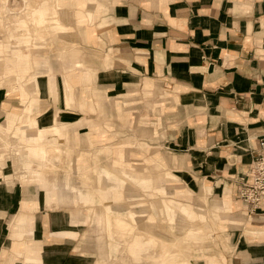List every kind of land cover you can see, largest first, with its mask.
<instances>
[{"label":"crops","instance_id":"0c3cea01","mask_svg":"<svg viewBox=\"0 0 264 264\" xmlns=\"http://www.w3.org/2000/svg\"><path fill=\"white\" fill-rule=\"evenodd\" d=\"M85 3L95 4V14L85 10L90 20L99 15L97 36L85 22L84 9L68 8L66 0H34L29 19L22 23L27 30L12 34L23 36L24 40L30 37L34 43L37 39L45 41V36L52 37L50 44L65 43L66 52L57 51L55 57L59 61L67 54L72 67L61 71L59 76L65 77L78 102L73 103L72 97L70 103L67 98L66 103L59 97L53 98L58 77L56 58L36 54L34 61L47 63H35L38 68L52 65L54 71H46L50 73L48 89L45 79L39 78L42 102L35 120L40 134L34 132L36 127H29V133L25 126L17 128L26 140L31 136L29 141L34 143L32 151L36 153L16 154L20 158L32 156L22 160V168L33 181L18 180L8 159L1 164L0 155V264H144L142 260L149 263L147 257L151 258L157 249L154 236H162L154 231L161 220L178 231L176 235H187L186 242L191 247L200 246L212 234L198 226L205 216L190 202L164 199L159 204L152 203V212L144 214L141 220L139 216L143 214H138L134 207L138 202L131 201L127 207L119 205L125 193L128 199L135 197L137 183H143L139 188L151 194L154 191L166 194V185L171 183L177 189L176 195L189 196L191 189L176 187L179 178L184 184L201 189L203 199L209 194L216 199L219 205L213 204L210 209L214 219L230 221L225 232L230 257L218 260L210 256L205 264H264V204L250 211L239 197L240 182L252 167L264 134V0H85ZM72 18L78 20L75 32L78 38L63 29L67 24L70 28ZM98 33L104 48L93 67L85 62L76 42H98ZM6 45L0 42V59L1 54L10 53ZM73 51L80 59L74 67ZM20 55L25 56L23 52ZM36 73L41 74L33 72L25 80V86L38 84ZM4 76L7 82L10 76L15 79V72ZM92 83L96 90L90 89L92 101L85 103L80 91H88ZM34 89L35 86L33 92ZM138 94L159 112L161 146L167 154L164 163L170 171H162L163 160L156 157L150 158L156 172L141 167L139 176L130 174L128 181L108 175L113 182L111 188L90 189L82 183L78 187L65 175L58 180L60 183L54 181V168L61 164L90 179L82 171L86 168L83 158L88 155L76 151V143L85 148L95 147L91 149L93 156L104 157L112 168L119 166L123 175L132 164L130 152L114 150L117 157L111 162L106 156L109 147L97 146L105 137L97 123L108 118V102H113L111 107L114 103L121 107L118 103H132ZM10 99L0 86V124L4 126L13 122L8 115L19 119L23 114L24 103H12ZM83 103L95 111V118L84 114ZM77 117L79 123H74ZM23 118H29L27 113ZM87 126L90 131L78 136L77 130ZM55 152H60L59 158ZM50 156L51 162L47 161ZM94 171H101L99 162ZM36 175L43 183L37 181ZM101 195L114 198L104 200ZM56 203L80 204L86 209L70 213L54 207ZM180 215L190 223L183 225L177 221L183 219ZM84 225L88 226L83 230L85 236L94 232L100 245L95 263L88 249H79L78 228ZM140 240L150 244L148 251L134 252L132 242ZM174 246L184 252L188 247L178 240L167 245V251ZM180 258L174 262H186Z\"/></svg>","mask_w":264,"mask_h":264},{"label":"rangeland","instance_id":"374dc122","mask_svg":"<svg viewBox=\"0 0 264 264\" xmlns=\"http://www.w3.org/2000/svg\"><path fill=\"white\" fill-rule=\"evenodd\" d=\"M36 2V1H35ZM34 3V0H0V42L4 45L7 44L6 47L8 46V54L3 53L1 54V65H0V86L4 87L6 89V92L10 96V100L12 103H24V109H23V114L27 113L29 118L25 120L23 118V114L18 118H16L14 115H8L7 118L9 117V120H12L13 122L10 123V126H4V124H0V130L2 129L4 132H2L0 135L2 138H0V155L3 157V161L1 164H4L6 162V159H8L9 163L13 166V170L15 171V176L17 177L18 180H24V181H33L29 176H28V171L24 168H22V160H25L27 158L31 159L32 156H21L17 154V151L26 153H34L35 151H32L34 148V143L32 144L30 140L31 136L29 137V140L25 139V136L21 133V131L17 128L24 127L30 132L29 127H39L36 123L35 117L39 113V105L42 102L41 94H40V89H39V78L43 77L46 82V87L48 89L49 84H47V78L50 73L47 72H52L54 71V67L52 65H48L47 69L46 67H37V64H43L44 60L34 61V56L36 54H41L44 57L47 58H52L53 56H56L57 51H62L66 52V45L63 41H59V43L55 42L53 44H50L51 38L45 36V41H42L37 39L34 40L36 43L33 42V39L31 41V38H26L24 40V37H16L12 36L17 31L19 33L22 32L25 28L24 25H22L24 20L29 19L28 13H31L30 10V5ZM66 5L68 8L71 9H84V12L86 14L85 17V22L87 26L90 28H93V34L97 36V32L99 29V15L95 19H88L87 9L88 11H91L92 14L96 13L95 10V4L94 3H85V0H66ZM71 5V6H70ZM72 15L75 14L74 11H69ZM101 14V13H100ZM98 20V21H97ZM77 19H73L72 21L69 22L71 25L70 28L68 27V24L63 26V29H66V34H71L77 31ZM77 28V29H76ZM78 32V31H77ZM76 32V33H77ZM32 34V33H31ZM99 35V33H98ZM32 36V35H31ZM60 36H62L60 34ZM72 36V35H71ZM33 37V36H32ZM74 37H77V34H75ZM74 38V39H77ZM97 38V37H96ZM62 39V38H61ZM24 48L25 51H20L17 49ZM76 48L82 50V56L83 59L87 64H90L93 67H96L97 65V59L99 55H102L103 53V48L104 44L100 40V35L98 38V42H91V41H82V42H76ZM70 49V47H69ZM17 50V51H16ZM25 54V56H21L20 54ZM56 58V63H57V81L54 84V90L52 91V96L53 98L57 99L58 97L66 103L65 98H67L68 103H70L71 97L73 98V103H77L76 101L77 97L75 96L76 93L72 91V88H70V84L66 81L65 77L59 76V73L61 71L67 70L71 65H70V60L68 59L67 54H63L62 57L59 59ZM70 58V56H69ZM46 60V59H45ZM54 64V58L51 59ZM47 61V60H46ZM71 61L73 64V67L80 63V59H78V53L77 52H72L71 55ZM48 62V61H47ZM46 63V62H44ZM47 64V63H46ZM45 64V65H46ZM72 67V66H71ZM39 71L40 73H36V78H37V83H34L33 85L29 84L28 86H25V80H28V78L33 74L35 71ZM9 72H15V79L14 76H10L9 80L6 82L7 77L4 76V73H9ZM77 79V78H76ZM76 79H73L74 81ZM77 82H81L80 79H77ZM145 84V81H144ZM35 86L34 92L32 88ZM29 88V89H27ZM95 89V84L92 83L90 84L88 91H80L81 95H83V102H87V100H91L90 96V89ZM10 93H9V91ZM98 92V91H97ZM37 101H35V100ZM145 98L141 97L139 94L137 97L132 100V103H118L121 105H117L116 103L113 104L111 107V104L113 103L112 101L107 103L106 107V115L108 118H101L100 122L97 123V127L102 131V135L105 137L102 138V140L98 145H105L106 147H109L110 150V155H109V150L106 152V156L110 157V160L114 161L117 157V154L114 153V150L116 149H122L124 152L129 151L130 152V157H131V166L127 167V169L124 171L123 175L119 173V166L117 167H110L106 164L105 160L100 157L96 158L93 156V150L95 147L90 148H85V145H81L79 143H76L74 145L75 150L80 152L86 153L88 156L84 157L83 159H86V168L83 167L84 172L90 175V179H86L83 177L78 171H73L75 169L69 168L66 169L64 164H61V166H57L54 168V172H56L55 179L54 181L57 180L58 183H60V179H62V175H65L68 177L67 180L72 181V184L80 187L81 183L85 186L90 187H108L111 188L112 186V180L109 178L108 175L112 174L115 175L114 177L121 176L125 178L128 181V177L130 176H139L140 168L144 167V169L149 168L153 172H156L155 169H153L150 158H161L163 160L162 162L164 163V159L167 157V154L163 152L162 146H161V136H160V128H161V118L158 119L157 112L156 110H153V106L151 104H148ZM33 100V102H32ZM98 100L101 101V98L99 97ZM95 103H97L95 101ZM104 103V102H103ZM84 104V103H83ZM36 105V106H35ZM85 107L84 114L85 115H90L91 117L95 118L96 114L95 111H91L88 109V107L84 104ZM74 107V106H73ZM76 111H79V108H73ZM83 114V113H81ZM19 121H18V120ZM18 121V122H17ZM55 121V120H54ZM17 122V123H16ZM79 123V119L74 118V123ZM29 123V124H28ZM28 124V125H27ZM6 127L4 129V127ZM48 126H41V128H46ZM88 127V126H87ZM79 129L77 131L80 132L78 133V136H84L87 134L86 132L90 131L89 127ZM39 129L35 132L36 135L40 134ZM27 133V132H26ZM28 139V138H27ZM31 144L32 146H29ZM39 146H43L40 144ZM93 146H96L93 145ZM38 147V145H37ZM93 149V150H91ZM113 151V152H112ZM49 152V151H48ZM47 152L46 155L49 153ZM36 153V152H35ZM57 155V158H59L60 152H55ZM92 153V154H91ZM52 155V153H51ZM103 156V155H101ZM145 157H148L147 160H145ZM165 157V158H164ZM47 158V157H46ZM99 159V160H98ZM21 160V161H20ZM98 160V161H97ZM47 161L51 162L52 161V156L48 157ZM20 162V164H19ZM25 162V161H24ZM62 162V160H60ZM99 162L101 171L98 173L94 171L95 164ZM129 165V164H126ZM30 167V166H26ZM80 168V167H79ZM169 170L170 168L168 165L165 163L163 164L161 170ZM104 170L105 172H103ZM126 173V175H125ZM59 174V175H58ZM129 174V175H128ZM47 175H50L49 172H47ZM22 176V178H21ZM26 176V177H23ZM119 178V177H118ZM59 180V181H58ZM35 181V180H34ZM177 183V181H176ZM143 183H137V187L134 186V189H136V192L134 194L135 197L133 199H128L126 197L128 194L125 193V197L119 201V205H123L125 207L129 206V202L131 201H136L138 203L134 204V207L138 209V214H143L140 215V219H143L144 214L147 216V214H150L152 212V203H160L161 200L164 199H174L177 201L181 202H190L194 208H196L198 211H201L204 213V220H201L200 224L198 226H201L202 228H206L210 233L212 234L211 238L209 240H206L204 244L200 246H195L191 247L187 242H186V236L187 235H176L178 231L175 229H172L171 227L168 226L165 220H161L162 223L159 224L158 227V222H157V227H154L155 232H160L163 237L167 238H162V236H154V239L156 240V251L153 253V256L150 258L149 256L147 259L148 261H151L149 263H145L143 260L142 262L144 264H155L154 259H162L164 258L163 256V251L165 252V258H164V264H205L206 258L207 257H212V258H217L218 260H221L222 257H230L231 255V248L229 247V244L227 242V237L225 235L226 230L228 227H230V222L229 220H224L221 218L214 219L212 213H211V208L213 204H218L219 203L216 201L215 198L211 194H209L206 199H203L201 196V189L198 191L197 188L192 186L189 183V186L184 184L183 181L179 178V181L176 185V187H183L186 186L187 188L191 189L192 192L190 193L189 196L186 197H181L176 195L174 186L171 185V183H167V193L166 194H160L159 192H144L141 187ZM129 196V195H128ZM102 197V195L100 196ZM104 200L108 199H113L114 197L112 195L102 197ZM117 205V204H116ZM56 208H65L71 212L80 209L83 212H85V206H82L80 204H73V203H56L55 206ZM104 209V208H103ZM143 210L142 212H140ZM105 212H107L105 208ZM221 215V214H220ZM184 219H178L177 221L182 222L183 225H185L186 221L183 215H180ZM138 222V221H137ZM190 223V222H189ZM162 226V227H160ZM208 226V227H207ZM190 231H191V225L189 224ZM88 228L87 225H84L79 229V233L77 236V241L79 245V249H88L90 254L93 256L92 261L93 263L96 262L99 256L100 252V245H98V241L96 239L95 233H91L88 236H85L83 233V230ZM178 228V227H177ZM178 230H183V228H179ZM187 231V230H186ZM84 234V235H83ZM110 237H112L111 234H109ZM133 236V235H132ZM159 238L160 240H158ZM132 239V237L130 238ZM181 240V242H185L187 244V248H185V252L181 251L179 249H176L175 246L173 248L174 252L177 253V255L173 254L172 252L167 251L166 246L171 245L175 243L176 241ZM167 244V245H166ZM165 245V246H163ZM132 247L135 248L134 252L138 253H143L149 250L150 246H147L144 242V240L136 241V244L132 242ZM142 249V250H141ZM146 250V251H145ZM162 255V256H161ZM181 256V258H184L186 262H174L177 261V257ZM179 260H182V259ZM141 261V259L139 260ZM157 264H160L157 262ZM162 264V263H161Z\"/></svg>","mask_w":264,"mask_h":264},{"label":"built area","instance_id":"2783aa9c","mask_svg":"<svg viewBox=\"0 0 264 264\" xmlns=\"http://www.w3.org/2000/svg\"><path fill=\"white\" fill-rule=\"evenodd\" d=\"M239 197L250 211L264 204V134L260 139L252 167L240 182Z\"/></svg>","mask_w":264,"mask_h":264},{"label":"bare ground","instance_id":"6f19581e","mask_svg":"<svg viewBox=\"0 0 264 264\" xmlns=\"http://www.w3.org/2000/svg\"><path fill=\"white\" fill-rule=\"evenodd\" d=\"M46 69H47V68H46ZM25 119H26V118H25ZM38 129H39V128L36 127L35 130H34V132H36ZM35 177H36V179H37V181H38L39 183H43V181L39 179V175H36ZM116 227H117V228H120V230H123V227H118V226H116ZM135 242H136V241H135ZM146 245H150V244H149V243H146ZM170 252H172L174 255H175V254L177 255V253H175L173 249H171V250L169 251V254H170ZM162 253H163V256H164V258H165V252L163 251ZM170 255H171V254H170ZM161 256H162V255H161ZM164 258H162V259H154L155 264H157V262H159L160 264H161V263L164 264V263H163V262L165 261Z\"/></svg>","mask_w":264,"mask_h":264}]
</instances>
